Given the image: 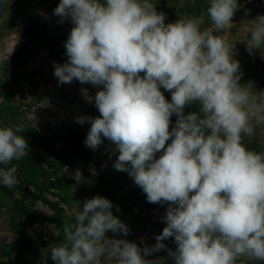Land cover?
Listing matches in <instances>:
<instances>
[{
    "label": "clouds",
    "instance_id": "1",
    "mask_svg": "<svg viewBox=\"0 0 264 264\" xmlns=\"http://www.w3.org/2000/svg\"><path fill=\"white\" fill-rule=\"evenodd\" d=\"M241 8L239 0H208L206 15L219 33ZM53 15L72 25L67 59L54 65L58 85L97 89L81 91L99 115L75 117L89 125L85 146L95 152L109 141L119 153L115 170L127 172L148 203L167 205L166 226L149 246L143 236L139 244L119 238L130 228L111 200L85 199L50 247L54 264H162L148 258L162 250L173 264L264 262V151L245 144L264 125V90L241 83L236 44L203 27L204 14L166 22L150 0H59ZM250 21L241 42L264 58V14ZM192 105L198 110L186 113ZM24 132L23 124L0 126V185L8 188L18 183L12 162L29 155ZM70 178L93 182L79 168ZM170 238L175 249L164 243Z\"/></svg>",
    "mask_w": 264,
    "mask_h": 264
},
{
    "label": "rangeland",
    "instance_id": "2",
    "mask_svg": "<svg viewBox=\"0 0 264 264\" xmlns=\"http://www.w3.org/2000/svg\"><path fill=\"white\" fill-rule=\"evenodd\" d=\"M163 11L166 22L179 16L205 15L203 27L230 44H236L235 58L240 61L241 83L255 82L264 90V58L260 52L250 55L241 42L251 27L250 19L264 14V0H239L250 10L241 8L233 18L231 29L216 33L206 15L208 0H150ZM59 0H0V126L23 124L29 143V155L17 166L18 183L14 188L0 185V264H54L50 259L52 244L63 240V222H75L81 203L95 195L108 198L119 206L113 212L128 225L126 238L140 243L141 236L150 246L155 235L166 226L160 221L167 205L150 204L127 172L115 170L119 153L105 141L93 152L84 144L89 125L75 122L79 115H99L88 104L81 89L90 94L91 85L77 81L58 85L54 65L66 61L64 41L72 27L58 23L53 10ZM161 91H164L161 89ZM170 100V93L164 91ZM198 110L197 105L189 107ZM173 121L175 116H173ZM248 148L264 151V125L257 126L252 137L245 138ZM130 167V165H128ZM79 168L91 184H77L71 174ZM90 169H94L92 176ZM109 238L112 233L106 234ZM164 243L175 249L174 239ZM162 257V264H173L166 251L148 257ZM242 264H264L243 258Z\"/></svg>",
    "mask_w": 264,
    "mask_h": 264
},
{
    "label": "trees",
    "instance_id": "3",
    "mask_svg": "<svg viewBox=\"0 0 264 264\" xmlns=\"http://www.w3.org/2000/svg\"><path fill=\"white\" fill-rule=\"evenodd\" d=\"M28 1H30V0H28ZM185 111H186V113H187V112H189V111H191V110H190L189 108H186Z\"/></svg>",
    "mask_w": 264,
    "mask_h": 264
}]
</instances>
